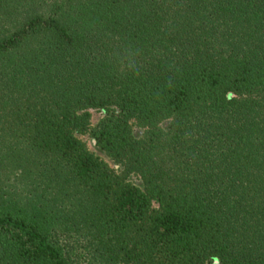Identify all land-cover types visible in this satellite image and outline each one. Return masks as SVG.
I'll list each match as a JSON object with an SVG mask.
<instances>
[{"label":"trees","instance_id":"obj_1","mask_svg":"<svg viewBox=\"0 0 264 264\" xmlns=\"http://www.w3.org/2000/svg\"><path fill=\"white\" fill-rule=\"evenodd\" d=\"M215 260L264 264V0H0V264Z\"/></svg>","mask_w":264,"mask_h":264},{"label":"rangeland","instance_id":"obj_2","mask_svg":"<svg viewBox=\"0 0 264 264\" xmlns=\"http://www.w3.org/2000/svg\"><path fill=\"white\" fill-rule=\"evenodd\" d=\"M89 113H90V126L91 128H94L99 123V121L103 119L104 113L101 111H90ZM132 131L135 138L139 139L142 136L143 131L140 128H138L135 124L132 125ZM77 139L80 140L82 143H84L87 150L90 153H92L95 157L103 161L109 168L114 170L116 173L121 172V168L118 165L114 164L106 156V154L96 146L95 142L88 134L77 135ZM127 182H129L134 187L143 190V186L137 177L129 176ZM213 264H217V263H215L214 261Z\"/></svg>","mask_w":264,"mask_h":264},{"label":"water","instance_id":"obj_3","mask_svg":"<svg viewBox=\"0 0 264 264\" xmlns=\"http://www.w3.org/2000/svg\"><path fill=\"white\" fill-rule=\"evenodd\" d=\"M215 263H217V261L215 260Z\"/></svg>","mask_w":264,"mask_h":264}]
</instances>
